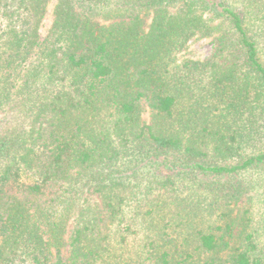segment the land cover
I'll return each mask as SVG.
<instances>
[{
	"label": "trees",
	"instance_id": "1",
	"mask_svg": "<svg viewBox=\"0 0 264 264\" xmlns=\"http://www.w3.org/2000/svg\"><path fill=\"white\" fill-rule=\"evenodd\" d=\"M0 264H264V0H0Z\"/></svg>",
	"mask_w": 264,
	"mask_h": 264
},
{
	"label": "rangeland",
	"instance_id": "2",
	"mask_svg": "<svg viewBox=\"0 0 264 264\" xmlns=\"http://www.w3.org/2000/svg\"><path fill=\"white\" fill-rule=\"evenodd\" d=\"M211 41L209 39H203L193 44L192 49L199 53L203 57L207 56L211 52Z\"/></svg>",
	"mask_w": 264,
	"mask_h": 264
}]
</instances>
